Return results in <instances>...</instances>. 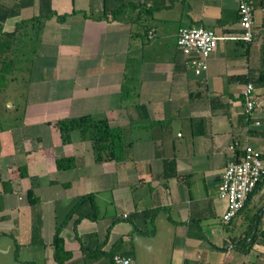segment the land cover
<instances>
[{"label":"crops","instance_id":"crops-1","mask_svg":"<svg viewBox=\"0 0 264 264\" xmlns=\"http://www.w3.org/2000/svg\"><path fill=\"white\" fill-rule=\"evenodd\" d=\"M252 2L249 43L240 37L239 0H0V36L48 8L57 13L18 47L37 55L28 122L0 131V171L13 187L5 192L0 183V230L10 231L17 261L58 264L53 240L65 222L66 264H114L117 253L138 264H264L263 235L250 252L234 246L264 208V183L230 223L219 193L226 166L243 155L230 150L234 141L264 155V0ZM194 25L224 37L201 73L178 46L181 27ZM130 56L137 94L120 106ZM249 82L259 102L252 116ZM88 113L127 129L133 145L124 161L97 162L78 131L63 142L56 121ZM65 156H76V167L60 170ZM30 189L40 202H30ZM85 194L94 204L77 208ZM258 225L264 231V216Z\"/></svg>","mask_w":264,"mask_h":264},{"label":"trees","instance_id":"trees-1","mask_svg":"<svg viewBox=\"0 0 264 264\" xmlns=\"http://www.w3.org/2000/svg\"><path fill=\"white\" fill-rule=\"evenodd\" d=\"M132 5L131 8L136 11L138 6H136L133 1L130 2ZM125 5L117 8L113 11L116 18H119V13L126 10ZM142 12H145L142 9ZM154 12V10H152ZM57 15V13L52 9L44 10L39 16L23 20L17 25L16 30L13 32H2L0 36V108L2 104H5V101L2 102V95L4 89L7 87L8 80L14 72L15 61L17 59L18 47L21 44L26 43L30 40H35L39 36L40 31L45 25V20L49 17ZM59 19L64 20L65 16H58ZM139 14L136 13L132 15L131 21H137ZM31 27V29H29ZM150 29L149 24L145 25V32H148ZM27 38H30L29 40ZM22 55V54H21ZM26 56V55H25ZM37 57V55H36ZM136 58L130 56L127 61L126 79L122 88L120 106H123V101L130 99L137 94V76L131 71L129 74V69L131 66L135 65ZM56 126L58 127L62 140L65 144L72 142L73 133L78 131L83 140H91L93 144V149L95 153V158L97 162L105 161H124L130 148L133 145V140L129 138L127 129L124 126H112L109 118L107 117H97L94 114L88 113L81 116L75 117H64L56 121ZM5 129V126L0 121V131ZM78 158L76 156H65L57 158V166L60 170H68L76 167ZM21 176H27V167H20ZM0 183L3 186L5 192L13 191L11 180H6L3 178L0 171ZM264 183V177L258 183L253 193L250 196V199L246 203L245 209L249 202L251 201L253 195L257 189ZM28 197L32 204L40 202L39 197L36 195L33 189H30L28 192ZM87 202H95L94 194H85L80 197L77 208L81 205L86 204ZM80 205V206H79ZM80 209V208H79ZM242 209V211H243ZM89 213H82L81 217L89 216ZM264 216V208H261L257 214H255L254 223L251 225L249 233L244 237L238 239L235 242V247H237L242 252H250L254 247L255 243L258 241H263L259 238L260 235L264 236V231L256 230L259 227L258 224L261 223V220ZM65 222L60 223L56 227L55 236L53 244L55 245V257L58 264H66L67 261L71 258V252L66 249L65 239L62 236V230L64 228ZM77 229V228H76ZM219 248V247H217ZM219 249H223L219 248ZM16 258L19 259V250L15 251ZM28 264H39L33 261L27 262Z\"/></svg>","mask_w":264,"mask_h":264},{"label":"built area","instance_id":"built-area-1","mask_svg":"<svg viewBox=\"0 0 264 264\" xmlns=\"http://www.w3.org/2000/svg\"><path fill=\"white\" fill-rule=\"evenodd\" d=\"M239 15L242 32L240 37L245 42L255 40V8L252 0H239ZM215 30L205 26L181 27L178 37L180 50L192 60L196 71L201 73L208 59L218 49L223 39ZM246 113L252 116L259 106L256 87L249 82L244 91ZM242 148L243 155L228 163L225 168L219 193L228 200L223 221L230 223L245 207L251 194L264 177L263 152L249 142L244 145L236 140L230 145L231 151ZM114 264H138L130 255L117 253L113 257Z\"/></svg>","mask_w":264,"mask_h":264},{"label":"rangeland","instance_id":"rangeland-1","mask_svg":"<svg viewBox=\"0 0 264 264\" xmlns=\"http://www.w3.org/2000/svg\"><path fill=\"white\" fill-rule=\"evenodd\" d=\"M15 68L13 74L8 80L7 87L2 95L3 100H9L0 108V121L5 128H14L22 130L28 122L26 111L31 105L30 96V76L33 60H36L34 55H21L17 53ZM33 59V60H32ZM14 104V105H13ZM11 107L9 108V106ZM14 106V107H13ZM91 142V140H85ZM3 205L2 195L0 194V207ZM251 211H255V206H250ZM255 218V216H254ZM11 236L9 230H0V264H25L17 261L15 255V246L11 248Z\"/></svg>","mask_w":264,"mask_h":264}]
</instances>
